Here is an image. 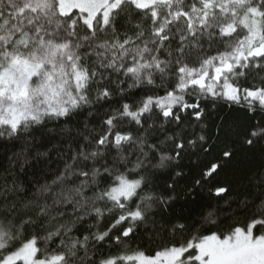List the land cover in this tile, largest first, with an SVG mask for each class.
<instances>
[{
	"label": "snow or ice",
	"instance_id": "1",
	"mask_svg": "<svg viewBox=\"0 0 264 264\" xmlns=\"http://www.w3.org/2000/svg\"><path fill=\"white\" fill-rule=\"evenodd\" d=\"M0 264H264V0H0Z\"/></svg>",
	"mask_w": 264,
	"mask_h": 264
}]
</instances>
